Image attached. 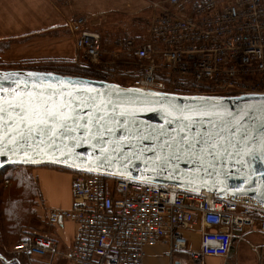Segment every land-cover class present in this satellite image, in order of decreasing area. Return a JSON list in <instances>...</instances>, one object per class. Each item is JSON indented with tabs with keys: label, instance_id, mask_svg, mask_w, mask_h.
<instances>
[{
	"label": "built area",
	"instance_id": "built-area-1",
	"mask_svg": "<svg viewBox=\"0 0 264 264\" xmlns=\"http://www.w3.org/2000/svg\"><path fill=\"white\" fill-rule=\"evenodd\" d=\"M150 4L147 34L140 37L109 40L89 28L88 16H76L68 28L81 60L77 64L108 66L121 81H131L122 86L264 93V0ZM70 194L69 209L50 210L47 221L76 224L65 255L71 264H143L145 249L162 243H169L165 256L172 258L186 246L179 230L198 220L203 228L216 230H202L199 248L187 252L195 264L226 257L233 230H251L257 222L253 231L264 235V209L208 192L81 174L72 179ZM53 245L47 234L32 232L12 251L43 256Z\"/></svg>",
	"mask_w": 264,
	"mask_h": 264
},
{
	"label": "water",
	"instance_id": "water-1",
	"mask_svg": "<svg viewBox=\"0 0 264 264\" xmlns=\"http://www.w3.org/2000/svg\"><path fill=\"white\" fill-rule=\"evenodd\" d=\"M49 72L0 69V150L5 154L0 157V171L53 165L81 174L208 192L264 209L260 156L264 146L258 131L264 126V93H179L54 72L55 80L45 79ZM29 73L40 74L35 79L42 89L51 84L56 99L68 104L65 111L75 112L82 125L63 142L57 136L54 151L47 142L42 145L40 137L28 142L29 149L15 132L19 121L9 120L10 114L15 119L19 113V109L11 112V106L19 102L21 93L27 95L26 80L27 89H33ZM246 149L256 155L255 160ZM100 160L104 164L98 167ZM13 260L27 264L21 254H10L0 246V262Z\"/></svg>",
	"mask_w": 264,
	"mask_h": 264
},
{
	"label": "crops",
	"instance_id": "crops-1",
	"mask_svg": "<svg viewBox=\"0 0 264 264\" xmlns=\"http://www.w3.org/2000/svg\"><path fill=\"white\" fill-rule=\"evenodd\" d=\"M141 3L140 0H0V40L32 32H43L23 42L12 43L10 48L0 55L1 60L74 61L78 51L68 27L76 16L86 14L88 16L86 12L89 11L91 14L89 28L99 32L94 26L98 21L116 22L120 16L133 17L135 20L152 10L146 5L141 6ZM108 39L115 40L110 37ZM27 173L37 183L38 196L35 216L28 221L27 227L21 229L22 238L25 231H28V234L32 232L47 234L54 245L52 250L43 256L25 254L22 258L27 264H71L65 255L71 249L77 230L76 224L62 220L56 225H51L47 217L52 209H69L72 201L70 187L74 175L47 167H32ZM257 227L255 222L251 230L249 228L233 230L228 255L224 258L206 257L203 264H264V235L253 231ZM202 230L211 231L216 228H203L198 220L195 225L179 230L180 235L186 240V246L182 251L168 258L165 254L169 250V243L147 247L143 264H195L187 252L199 248Z\"/></svg>",
	"mask_w": 264,
	"mask_h": 264
},
{
	"label": "trees",
	"instance_id": "trees-1",
	"mask_svg": "<svg viewBox=\"0 0 264 264\" xmlns=\"http://www.w3.org/2000/svg\"><path fill=\"white\" fill-rule=\"evenodd\" d=\"M43 32H32L19 37L0 40V54L14 42H23L31 36ZM14 67H0V69H25L37 71H50L58 74L84 76L93 79L108 80L104 74L90 71L89 68L77 66L73 61L66 59H40L24 60ZM201 93H210L203 89ZM57 171L75 176L81 173L53 166L43 165ZM30 166H11L10 176L0 182V246L9 251L24 239L21 229L27 227L28 221L35 216L36 198L38 196L37 183L32 179L27 169ZM73 177V178H74ZM7 183L5 184V182ZM9 183V184H8ZM25 231V230H24ZM25 233V232H24Z\"/></svg>",
	"mask_w": 264,
	"mask_h": 264
},
{
	"label": "snow or ice",
	"instance_id": "snow-or-ice-1",
	"mask_svg": "<svg viewBox=\"0 0 264 264\" xmlns=\"http://www.w3.org/2000/svg\"><path fill=\"white\" fill-rule=\"evenodd\" d=\"M28 75L29 77L34 78L32 81L33 89L31 91L27 89L26 80L25 91L27 92V95L25 96L24 93H21L19 102L11 106V112H16L17 109H19V113L16 115L15 119H13L10 114L9 120L13 123H15V120L19 121V124L15 126V132L19 135V141H24L29 149L31 148V145L28 144V142L35 137H40L41 144L43 145L47 142L48 149L54 151V143L57 136H59L60 141L63 142L64 139L69 138L71 132L76 131L77 128L82 127V125L76 119L75 112L69 113L65 111V109L68 108V104L64 102L63 99L59 101L56 99L57 93L53 90L51 84H49L47 88L42 89L40 81L35 79V77L40 74L29 73ZM44 78L55 80V77H53L51 72L44 74ZM79 82L83 83V81ZM69 83H71V81H69ZM0 91H3L2 86H0ZM60 91L62 95L63 89ZM77 95H80V93H77ZM88 99L91 100L92 98L89 97ZM69 100H71L73 104L77 103L71 95H69ZM80 103L84 102L81 101ZM2 111L3 109H0V112ZM0 120H3V116H0ZM69 123L73 125L72 128L68 127ZM49 125H51V127H49ZM58 128L60 129L59 132H57ZM258 131L261 136V145L264 146V126H261ZM249 139L254 138L250 137ZM19 141H13V143L19 144ZM247 142L248 141L246 140V143ZM198 143L205 142L200 141ZM9 151L11 152V149H9ZM201 151L203 152L204 149H201ZM4 155V152L0 150V157H4ZM60 155L63 156L64 153L61 152ZM246 155L253 160L256 159V155L250 149H246ZM260 156L261 158H264V150L261 151ZM103 164L104 161L100 160L97 166L99 167ZM8 264H16V261H10Z\"/></svg>",
	"mask_w": 264,
	"mask_h": 264
},
{
	"label": "rangeland",
	"instance_id": "rangeland-1",
	"mask_svg": "<svg viewBox=\"0 0 264 264\" xmlns=\"http://www.w3.org/2000/svg\"><path fill=\"white\" fill-rule=\"evenodd\" d=\"M140 1L142 2L141 6L146 5L151 10L150 0H140ZM147 10H148V8H147ZM86 13H88L90 15V16L88 15L89 25H90L91 14L89 13V11ZM151 15H152V10L145 13V14L138 16L135 20L133 19V17L120 16L116 22H112V21L99 22L98 21L96 24H94V26L97 27L96 30L99 29V33H101V36H103L105 38L110 37V39H117V38H123L124 36L140 37V36H145L147 34L148 22H149L148 20L150 19ZM10 46L8 47V49L10 48ZM8 49H6L5 51H7ZM3 53H1L0 55H2ZM3 61H6V60H3ZM3 61L1 60V56H0V67H5V66L6 67H14L16 64L23 63L22 61H18V62H12V61L3 62ZM80 61L81 60L77 55L76 59L73 62L77 66H79L77 64V62L79 63ZM87 66H89L88 68L90 69V71H93V72H98L101 74H103V72L109 73L110 79H108V80H113V81H115L117 83H121V84H130V82H131V81H127V80L121 81L117 77L119 75V73L117 71H115L114 69H111L108 66H105V65H95L94 66V65H89V64H87ZM102 70H104V71H102ZM110 71H113L114 73H116V76ZM210 91H211L210 93L222 92L219 90H210ZM223 93H233V92H223ZM239 93H241V92H239ZM10 173H11L10 167L5 168L4 170L0 171V182H2L4 179L8 178L10 176ZM26 235H28V231H25L23 238H25ZM7 252H10V251L8 250Z\"/></svg>",
	"mask_w": 264,
	"mask_h": 264
}]
</instances>
